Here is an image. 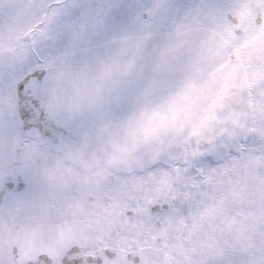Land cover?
Returning a JSON list of instances; mask_svg holds the SVG:
<instances>
[{"label": "snow or ice", "instance_id": "6c2138e0", "mask_svg": "<svg viewBox=\"0 0 264 264\" xmlns=\"http://www.w3.org/2000/svg\"><path fill=\"white\" fill-rule=\"evenodd\" d=\"M0 264H264V0H0Z\"/></svg>", "mask_w": 264, "mask_h": 264}]
</instances>
